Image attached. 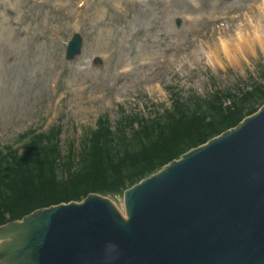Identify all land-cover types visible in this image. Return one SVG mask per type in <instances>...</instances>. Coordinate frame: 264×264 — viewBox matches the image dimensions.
Returning a JSON list of instances; mask_svg holds the SVG:
<instances>
[{
	"label": "rangeland",
	"instance_id": "obj_1",
	"mask_svg": "<svg viewBox=\"0 0 264 264\" xmlns=\"http://www.w3.org/2000/svg\"><path fill=\"white\" fill-rule=\"evenodd\" d=\"M41 1L0 0V148L6 145L19 148L16 136L27 129L46 131L47 121L53 119L57 104L58 124L62 130L60 152L67 159L69 144L79 150L89 136L86 133L95 130L99 117H106L112 130L120 129L117 122L121 123L120 108L131 115L151 119L172 110L169 107L173 98L188 102L195 97L206 99L215 90L245 92L264 79L260 80V73L264 71V48L256 45L253 39L248 40L253 44L252 52L245 53L246 59L235 64L225 58L220 45L213 43L215 40L209 42L204 36L216 27L206 23L205 17H211L214 12L223 13L225 7L233 3L251 4L260 0L232 3L221 0H99L87 10L84 23L75 19V14L79 13L78 0H61L74 1L73 9H55L56 0L39 4ZM86 9L80 10L86 13ZM186 17H200V20L190 28ZM223 23L225 27L229 25L226 20ZM75 29L83 39L82 55L68 64L63 61V49ZM213 37L219 39L217 35ZM191 40L194 45L189 52L195 57L188 61L193 59L194 65L188 63L186 66L180 63L182 54L178 48ZM208 46L219 63L207 59L203 48ZM99 54L109 57L101 69L92 65L94 56ZM148 59L154 60V65L140 67L152 61ZM126 65L133 68L132 72L119 74ZM90 70L97 79L86 75ZM151 73H154L152 79L157 87L150 93L145 77ZM60 95L65 98L60 100ZM101 95V102L93 104L92 100ZM254 101L243 100L238 108H231L225 114L230 115L236 109L247 112L260 103L259 98ZM129 132L127 129L126 133ZM184 146L181 144L174 150ZM46 187H42L43 193ZM13 198L3 208L1 216L22 213V206L29 205L32 199L24 194ZM17 200L18 204L21 200L20 207L8 212ZM115 202L121 209L120 198L115 197Z\"/></svg>",
	"mask_w": 264,
	"mask_h": 264
},
{
	"label": "water",
	"instance_id": "obj_2",
	"mask_svg": "<svg viewBox=\"0 0 264 264\" xmlns=\"http://www.w3.org/2000/svg\"><path fill=\"white\" fill-rule=\"evenodd\" d=\"M125 206L127 221L105 205L81 222L79 209L39 216L30 226L51 228L4 243L0 264H264V109L127 192Z\"/></svg>",
	"mask_w": 264,
	"mask_h": 264
},
{
	"label": "trees",
	"instance_id": "obj_3",
	"mask_svg": "<svg viewBox=\"0 0 264 264\" xmlns=\"http://www.w3.org/2000/svg\"><path fill=\"white\" fill-rule=\"evenodd\" d=\"M257 96L260 102L264 101V90L259 95L256 93L248 99L254 103L253 99H258ZM238 110L228 115L224 112L226 110L211 112L208 109L207 112L212 115L200 118L187 114L179 121L173 120L160 128L150 127L146 130L144 137L140 135L136 140L134 139L136 135L130 138L119 136L113 142L108 139L107 134H103L102 138L105 139L106 146L98 154L85 158L86 162L81 159L83 163H81L80 173L77 168L78 171L76 169L73 172L74 175L67 178L64 183L57 177L46 176L45 172L40 173L35 169L34 172L30 171L31 166L34 168L35 165L31 159H22L18 169L11 168L14 161L3 160L0 163V224L6 221L1 216L3 208L10 199L21 197L23 194L31 196L32 199L29 205L22 206L24 209L20 214L60 202L78 200L81 195L89 191L101 193L114 189L120 192L134 184L139 177L154 173L190 148H195L224 130L236 126L244 116L254 111L251 109L247 112L244 110L237 112ZM181 144L185 146L180 150H174ZM173 150L175 152L171 153ZM91 161L92 165H90ZM61 184L66 186H61ZM42 187H46L44 193ZM20 203L21 200L19 204L17 200L15 206L11 204L8 212L14 211L17 206L20 207ZM10 216L12 218L13 214Z\"/></svg>",
	"mask_w": 264,
	"mask_h": 264
},
{
	"label": "bare ground",
	"instance_id": "obj_4",
	"mask_svg": "<svg viewBox=\"0 0 264 264\" xmlns=\"http://www.w3.org/2000/svg\"><path fill=\"white\" fill-rule=\"evenodd\" d=\"M226 11V9H225ZM224 13H227L225 12ZM252 18L246 21V27L244 30H237L233 36L225 34L226 37H221L216 39L213 43H216L217 46L220 45V48L223 52L225 58L230 59L235 64H237L240 59H246L245 53L252 52V42H248L249 39H253V42L256 43L261 49L264 48V0L258 3L253 8ZM192 28V27H190ZM249 34H248V33ZM160 41V40H159ZM214 46V47H217ZM146 53V52H145ZM214 51L210 47L207 48V55L209 60H213L216 63H219L217 57L214 56ZM188 57V56H187ZM152 60V59H148ZM86 75H91L92 78L97 79V75L93 71L85 72ZM11 92L9 94V99L11 98ZM1 105V103H0Z\"/></svg>",
	"mask_w": 264,
	"mask_h": 264
}]
</instances>
